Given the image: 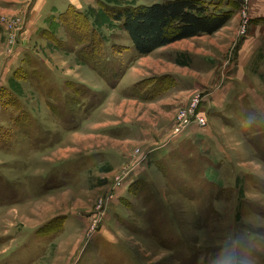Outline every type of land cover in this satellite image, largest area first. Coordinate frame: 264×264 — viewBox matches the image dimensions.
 Listing matches in <instances>:
<instances>
[{
	"label": "rangeland",
	"instance_id": "obj_1",
	"mask_svg": "<svg viewBox=\"0 0 264 264\" xmlns=\"http://www.w3.org/2000/svg\"><path fill=\"white\" fill-rule=\"evenodd\" d=\"M101 1L137 5L158 0H95L84 9L104 42L108 82L78 58L62 14L51 15V0H0V264H264L261 100L239 85L230 93V98L243 92L247 96L241 99L243 106L235 100L233 113L236 123L243 118L236 130L247 132L252 151L250 158L240 152L239 159L252 162L254 157L256 162L249 170L228 163L231 169L225 174L234 179L227 184L208 177L207 170L216 166L193 139L153 162V151H145L148 144L137 145L133 135L117 138L113 132L125 126L153 130V124L164 125L160 118L172 115V126L165 125L164 132L171 135L166 141L171 137L170 145L182 138L175 136L179 113L188 111L197 96L203 98L205 89L218 87L205 71L196 80L194 64L206 71L228 62L264 67L262 55L252 61L248 55L240 58L243 48L264 46V34L252 33L264 21L253 23L259 29L249 21L241 33L240 19L234 16L240 9L237 2L202 0L220 4L224 11L238 6L224 27L228 29L141 57L127 32L100 8ZM258 15H264V2ZM220 32L232 38L228 54L223 45L229 42L219 38ZM68 54L83 67L74 77L58 79L44 62L58 66L57 60ZM64 67L68 65L59 75ZM81 79L100 91L73 82ZM256 79L262 82L258 95L264 100V81ZM155 82L167 90L183 82L192 91L185 101L172 96L156 103L141 95ZM110 154L116 156L114 169L106 168Z\"/></svg>",
	"mask_w": 264,
	"mask_h": 264
},
{
	"label": "crops",
	"instance_id": "obj_2",
	"mask_svg": "<svg viewBox=\"0 0 264 264\" xmlns=\"http://www.w3.org/2000/svg\"><path fill=\"white\" fill-rule=\"evenodd\" d=\"M95 0H51V9H52V14L51 15H56L59 16V14H64L66 12V10L69 7H74L76 9H78L79 11L85 13L84 9H88L91 6V2H94ZM165 1V2H162ZM169 1H175V0H158V1H154L153 3H150V1H141V2H137L138 5H145V6H153V4H158V3H167ZM264 2V1H263ZM260 2L256 8L254 9L253 13H252V18H251V22L252 24L256 21L259 22L258 20L262 21L264 20V15H258V10L260 8V5L263 3ZM149 3V4H148ZM234 16H236L235 18L239 17L240 22H241V16L240 14L237 12ZM234 18V19H235ZM242 25V22H241ZM252 26H254V28H262L259 25H255L253 24ZM263 28L259 29L260 31H252L256 32L255 34L259 35V34H264V24L262 25ZM229 27H226L222 30L228 29ZM225 33V32H224ZM215 35V34H214ZM217 35V34H216ZM219 38L221 37L223 40H225L224 42H229L228 44H224L223 48H224V53L228 54V48L231 46V42H232V38L229 37V35L227 34H221L218 33ZM202 37H204L203 35L201 37H195L197 39H201ZM214 37V36H213ZM195 38H190V39H195ZM189 40V39H186ZM186 40L183 41H178L175 42L173 44H170L167 47H163V48H168L170 46L173 45H179L180 43L186 42ZM259 43H257L256 45H258ZM237 44H235L234 47H236ZM161 48V49H163ZM244 53L242 54L240 53V58L244 57V55H248L247 57H251L252 59H249V61H252L254 57H258L261 56L264 57V46L261 48H251L250 46L247 48H243ZM156 51V50H155ZM248 53V54H247ZM195 54V51H194ZM74 54H68V55H64L66 59L63 60H57L60 64L57 66L56 64H54L53 61L51 60H47L46 62H44V66L45 68L54 76H56L58 79L60 78H65L67 79L68 76H76V72L81 69V67H83L80 63L78 58H75V56H73ZM145 59V58H144ZM175 60V58H174ZM261 62V58H259V60ZM264 61V58H263ZM140 62L136 61V63L134 64L135 67H131V69L136 68V65ZM213 62V61H212ZM146 63V61H144L142 64ZM252 66H250L248 64V62L246 61L245 64H238V65H229V62L226 64H223L222 66H220V69H217L216 67H211L209 68V71H206V69H196V64H194L195 66H193L191 73L193 75L194 78H196L197 80V74H200L202 72L205 71L206 75L208 77V81L212 80L214 81V77H215V81L218 84V87L214 90H212V87H209L208 89H205V92L203 94V98H202V106H201V112L200 115L204 118H207L208 120V124L206 126H204V128L200 127L197 123L192 124L189 128L188 131L184 134V136L176 141L170 142V145L168 144L170 138H168V140L166 141L165 137L171 136L168 135L166 132H164L166 129L165 125L169 124V126H172V121L173 118H171L172 115L167 116L165 118H160L161 120L163 119V124L161 123H157V124H153L152 126L154 127V129H149L147 130V128H145L144 126H139L136 129L131 130L130 127H124V128H117L115 130H113V132L115 133V137L117 138H126L128 137H132L131 135H133L135 138L133 139V143L137 144V145H147L146 146V154L148 152H152V155L150 158H152V161H156L159 158H162V156L167 155L170 151H172L171 149L176 146L177 144H179L180 142H182L185 139H193V141L196 143L197 147L204 150L208 151V154H210V159L211 161L214 162V165L216 166V168L213 169H208L207 170V175L211 180H215V183L218 184H227L229 181H233L234 179V175L231 176V178H228V176L225 174L226 170H230L231 168L229 167V164H235L236 169H248L250 168V163L254 162L256 159H254L253 157V161L250 162L247 161V159L245 158L246 161L241 160L244 157H240L241 159H239V154L240 152H247V154L249 155L250 158V154L252 149L249 147L248 145V141H247V132L243 133L244 135H240L239 132L236 130L237 126L240 130L241 125L243 124L242 119H240V124L236 123L237 121V117H234V111H235V100L239 101V103L242 104L241 99L246 98L247 96H245L244 92L240 93L238 96L235 97H231L230 98V93L232 90H234V87L239 85L240 87L243 88V90H246L247 93L253 94L255 95V99L256 100H261L263 102L264 105V100H262L259 95L258 92H261V88L262 87V82L258 81L256 78L258 79H262L264 81V74L262 73V71H264V67L261 66V64H259V62H254V63H250ZM65 65H68V68L64 67V72L61 73L62 75H59L61 72V68ZM255 65L256 68H253V66ZM78 69V70H77ZM189 69V68H188ZM59 73V74H58ZM219 73L221 74L222 78L219 79ZM224 74H226V79L224 77ZM91 76L93 78L94 75L91 74ZM55 77V78H56ZM56 78V79H57ZM206 79V78H205ZM68 81V80H66ZM124 80H122L123 82ZM74 83L77 84L78 83H84L85 87L91 89V90H95V91H100L99 89H96V87H91L88 84H86V82L84 81V79H81L80 81H73ZM121 82V81H120ZM119 82V83H120ZM184 82V80H183ZM183 82L181 83V85L175 87V88H171V90H166L162 93H158V92H153L150 95H145L144 93L141 94L142 96L145 97V99L147 100H151L153 102H162L166 103L168 101L166 100H170L172 98V96H179L182 98L187 97L188 92L192 91V88H186L185 85H182ZM82 85V84H81ZM151 91H149L146 94H149ZM167 94H169L167 97H165ZM244 95V96H243ZM127 98L131 99V100H140L142 98L139 97H129L126 96ZM165 97V98H164ZM164 98V99H163ZM160 100V101H159ZM172 100V99H171ZM186 98L183 100L185 101ZM156 102V103H158ZM155 103V105H156ZM171 103V102H170ZM173 104L171 106V109L173 108ZM243 106V104H242ZM242 106H240V113H242L241 115H244L245 113L243 112V108ZM231 107V108H230ZM98 108V107H96ZM222 115H219L221 114ZM228 120V122L233 123L231 126H229L228 124H226L225 120ZM244 120H247V117L244 118ZM70 131H75V130H70ZM165 138V139H162ZM246 138V141H245ZM129 139V138H127ZM119 140V139H117ZM235 141V143H233ZM231 143V144H230ZM237 155V156H236ZM116 156H114L113 154L109 155V167L106 168H116L115 166L117 164H115L116 161ZM238 157V159L235 161V158ZM248 158V159H249ZM94 161V160H93ZM92 161V162H93ZM117 162V161H116ZM256 162V161H255ZM153 165V163L150 164V167ZM153 167V166H152ZM256 167V166H255ZM252 168V167H251ZM146 169L145 167L142 168V170L140 172H136V175L142 174V171ZM211 173V174H210ZM250 173H254V171L250 172ZM256 174V173H255ZM211 175V176H210ZM228 178V179H226ZM41 198V197H40ZM36 199H33V201H35ZM29 201V200H28ZM31 201V202H33Z\"/></svg>",
	"mask_w": 264,
	"mask_h": 264
},
{
	"label": "trees",
	"instance_id": "obj_3",
	"mask_svg": "<svg viewBox=\"0 0 264 264\" xmlns=\"http://www.w3.org/2000/svg\"><path fill=\"white\" fill-rule=\"evenodd\" d=\"M99 5L110 19L118 22L127 32L137 55L141 57L149 56L155 50L178 41L202 35L212 36L224 28L238 10L237 5H228L230 11H224L222 5L210 6L202 0H175L153 6L101 1ZM61 17L66 21L63 26L75 42L78 58L108 82L109 77L106 76L111 72L107 58L104 57V42L98 28L90 23L87 14L74 7H69ZM112 81L115 83L117 79ZM167 89L163 84L155 82L144 94L150 95L154 91L162 93ZM22 115L24 123L29 122L28 114ZM21 122L18 119V123Z\"/></svg>",
	"mask_w": 264,
	"mask_h": 264
},
{
	"label": "built area",
	"instance_id": "obj_4",
	"mask_svg": "<svg viewBox=\"0 0 264 264\" xmlns=\"http://www.w3.org/2000/svg\"><path fill=\"white\" fill-rule=\"evenodd\" d=\"M232 1V0H231ZM237 2L240 6V9L238 10V13L241 16V22H242V32L244 33L247 29L249 21L251 20L252 13L256 6L263 2L264 0H234ZM191 107L187 110L181 111L178 116L179 123L177 124V128L175 130V136H183L187 131L188 128L194 124L197 123L200 127L204 128L208 124L207 118H203L198 115L199 107L202 105V98L196 97L192 101ZM134 168V167H133ZM132 170V168L126 169L125 173ZM125 178V174L122 175L118 180L117 184L120 185V182ZM112 195V194H111ZM99 221V220H98Z\"/></svg>",
	"mask_w": 264,
	"mask_h": 264
}]
</instances>
